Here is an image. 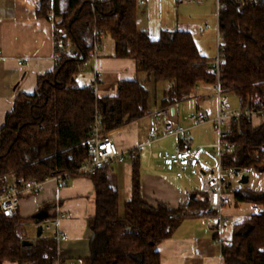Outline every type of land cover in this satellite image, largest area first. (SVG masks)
<instances>
[{
    "label": "trees",
    "instance_id": "obj_1",
    "mask_svg": "<svg viewBox=\"0 0 264 264\" xmlns=\"http://www.w3.org/2000/svg\"><path fill=\"white\" fill-rule=\"evenodd\" d=\"M220 1L225 6L217 16L223 60L216 71L199 54L190 33L162 31L153 40L139 30L138 0H39L36 16L44 18L52 10L56 18V67L37 79L31 96H18L6 116L0 130V195L11 181L41 182L59 174L79 177L76 170L87 158L84 141L97 118L102 131L111 132L149 114L151 92L138 80L118 83L114 96L101 99L93 86L76 84L101 36L110 37L114 56L134 61L137 73L153 86L167 85L161 108L188 99L198 84H218L224 95L238 98L241 110L264 105V0L250 5ZM225 131L224 143L232 151L221 152V167L235 173L264 172V123L253 128L242 117L229 121ZM111 172L103 167L90 178L95 215L89 221L92 237L84 264H160L158 245L170 239L184 219L203 216L192 212L205 211L206 196L199 193L191 199L185 214L182 208L170 210L163 204L151 207L142 200L135 162L130 196L120 209ZM232 199L258 211L234 226L228 246L222 249V264H264V191L244 188ZM20 225L16 215L5 218L0 213V264H56L55 238L39 231L31 245L23 246Z\"/></svg>",
    "mask_w": 264,
    "mask_h": 264
},
{
    "label": "crops",
    "instance_id": "obj_2",
    "mask_svg": "<svg viewBox=\"0 0 264 264\" xmlns=\"http://www.w3.org/2000/svg\"><path fill=\"white\" fill-rule=\"evenodd\" d=\"M37 4L38 0H0V130L7 114L12 111L16 98L20 95L31 96L37 79L56 67L54 27L44 18L36 16ZM140 8L144 14L141 12V17L137 16L139 30L146 31L153 40L162 31L190 33L199 54L211 67L213 61H208L205 57L207 51L203 42L207 32L218 34L216 0H145V5ZM156 14L158 17H154ZM156 26L160 28L159 31ZM102 40L103 37L96 59L88 61L80 72L84 75V78H80L82 83L77 81L78 75L76 84L82 87L93 86L96 96L101 99L114 96L118 83L138 80L148 90L151 89V95H155L160 84L155 87L145 75L138 74L134 61L116 58L113 42L104 49ZM95 77L99 81H95ZM162 84L164 92L167 85ZM203 85L198 84L191 97L174 105L177 125L190 128V124L186 127L183 122H187L188 116L200 112V102L210 86ZM212 87L216 88L215 85ZM161 97L155 99L154 96V100H150L148 115L109 134L119 151L137 150L143 202L151 207L163 204L170 210H178L192 198H197L201 179L210 173L202 171L199 176L184 174L177 178L162 167V158L176 152L177 140L170 138L175 142L172 151L158 146L165 140H161L162 121L155 120L151 114L161 108ZM191 102L194 104H189ZM190 106L194 108H189ZM204 158L207 160L206 150ZM131 173L132 163L129 162L112 167L110 182L118 192L120 209L130 196ZM94 199L95 190L90 178L74 177L63 188L48 180L40 193L20 196L16 214L21 224L20 236L31 243L45 225L62 214L63 217L57 220L56 226L44 235L55 237L58 232L67 237L64 242H56L59 264H84L89 256L92 237L89 221L95 215ZM230 207L231 205L225 208L230 210L226 214L232 213ZM253 210L258 211L257 208ZM214 223V219L205 216L184 219L173 236L156 248L160 264H222V250L216 244L212 230ZM225 228L223 237L228 246L231 235L228 239L225 237Z\"/></svg>",
    "mask_w": 264,
    "mask_h": 264
},
{
    "label": "built area",
    "instance_id": "obj_3",
    "mask_svg": "<svg viewBox=\"0 0 264 264\" xmlns=\"http://www.w3.org/2000/svg\"><path fill=\"white\" fill-rule=\"evenodd\" d=\"M52 2V0H47ZM105 1V0H97ZM243 5L256 4L257 0H240ZM39 2V0H38ZM145 5V0H138V6L142 7ZM225 6L220 0H216V14L224 10ZM46 22L55 25L56 18L52 10L46 12L44 17ZM102 37V36H101ZM101 37L97 38L94 49L89 53L88 60L96 59L97 51L101 47ZM219 43L217 44V58L211 67L218 71L219 66L223 60V47L221 44V35L217 34ZM55 46L58 45L54 41ZM88 63V62H87ZM21 65V62H18ZM96 81H99L98 77H95ZM215 92L211 96L216 100V114L215 117L210 119L205 114H194L186 118L190 124V128H184L175 123V111L174 106L167 108H160L155 110L151 116L155 120L162 121V136L161 140L175 138L177 140V150L173 154L165 155L162 158V167L166 172L172 173L175 177L180 178L184 174H189L192 177L199 176L202 171L210 173L209 176H204L201 179L200 194L206 196L207 208L202 213L197 210L193 211L192 214L199 215L214 219L215 223L212 226L214 231L215 242L222 250L225 245L223 230L229 225L227 217L222 215V211L231 205V199L227 193V186L229 182L226 180L228 176V170H225L220 165V154L225 146L224 139L227 133L223 127H225L229 121L238 120L242 117L247 118L253 128H257L261 123H264V105L260 108H250L249 106L244 107L240 113L226 114L224 101L222 98V92L218 86L215 85ZM206 124H212L218 133L219 141L218 144L213 146V149L217 150L219 156V163L211 166L210 163L204 158L206 148L201 146H194L193 143L187 138V132L195 127L203 126ZM84 146L87 148V158L76 170L79 177L91 178L95 176L99 169L103 167H114L117 165L124 164L126 162L135 163L138 162V153L136 149L121 152L117 149L112 141L109 132H103L99 118L95 120L92 126L89 136L84 141ZM251 172V169L239 170L237 174L244 177ZM51 180L55 182L57 187H66L70 181L68 174H59L52 178L45 179L44 181L38 182L34 180L22 182L17 184L12 181L7 190L0 195V213L3 217L9 218L17 214L19 206V198L25 194L36 195L40 193L42 186L45 182ZM189 213L187 205L182 207V214ZM62 214L56 216V220L45 225L41 230L42 234L49 233L52 228L57 224V220L62 218ZM173 216H170L172 218ZM56 242H64L67 237L57 232L55 235ZM56 264H59L58 261Z\"/></svg>",
    "mask_w": 264,
    "mask_h": 264
},
{
    "label": "rangeland",
    "instance_id": "obj_4",
    "mask_svg": "<svg viewBox=\"0 0 264 264\" xmlns=\"http://www.w3.org/2000/svg\"><path fill=\"white\" fill-rule=\"evenodd\" d=\"M143 9L138 8L137 16L141 17V14ZM142 12V13H141ZM144 14V13H143ZM154 17H158L156 14ZM146 18V16H145ZM156 30L159 31L160 28L156 26ZM195 39V38H194ZM112 39L108 36H104L102 40L103 48L105 49V46L107 44H112ZM219 43L217 38V33L209 31L205 34V42H203V46L205 48V51H207L205 57L208 61L215 62L217 58V44ZM212 55V56H211ZM82 72V71H81ZM84 78V75L79 73L78 82L79 84L82 83L80 78ZM80 79V81H79ZM204 86V85H203ZM208 87V86H207ZM207 91H205V98L201 100L200 102V112L201 114L207 115L210 119L215 117L216 114V100L211 95L214 94L215 88L214 87H208ZM164 85L160 84L157 89L155 95H151L150 100L159 99L163 94ZM151 90V89H150ZM203 91V90H202ZM222 98L225 99L224 106H225V113L226 114H233V113H240L241 112V106L238 98L234 96L233 94H222ZM189 104H194V102H191ZM189 108H194V106H190ZM199 112V113H200ZM198 114V113H197ZM184 126H189V123L183 122ZM225 129V127H223ZM187 138L192 141L194 146H201L206 148V156L207 160L211 164V166L217 165L219 163V156L217 150L213 149V146L218 144L219 136L215 128L212 124H206L203 126L195 127L190 130L189 133L186 134ZM174 139H165L161 143H159L158 146H162L163 149L172 151L174 149ZM206 143H211L212 145L208 146ZM227 149L228 152L232 151V147H228L225 145L222 149V152H225ZM242 175H239L235 173L234 171L228 172V176L226 180L229 182V186L227 189L228 195L231 197V209L233 210L231 214L228 213V209H224L222 211V215L228 218L229 225L225 228V237L228 239L229 235L232 234V230L235 225L240 224L242 221L248 219L251 214H254L255 207H252L250 204H235V202L232 199V194L237 192L240 189H249L255 191V189L259 191H264V172L251 170V172L246 175L247 181L245 184H241V177ZM198 181V178H195V181ZM200 192V189H199ZM198 212L202 213L201 211L197 210Z\"/></svg>",
    "mask_w": 264,
    "mask_h": 264
},
{
    "label": "water",
    "instance_id": "obj_5",
    "mask_svg": "<svg viewBox=\"0 0 264 264\" xmlns=\"http://www.w3.org/2000/svg\"><path fill=\"white\" fill-rule=\"evenodd\" d=\"M239 172V170H236V173H238ZM244 179H246L247 180V178L245 177ZM193 199V198H192ZM22 245L23 246H29V245H31V243L30 242H27V241H23L22 242Z\"/></svg>",
    "mask_w": 264,
    "mask_h": 264
}]
</instances>
